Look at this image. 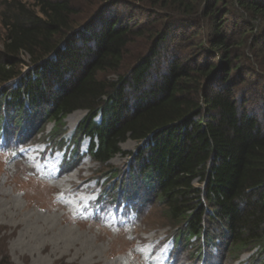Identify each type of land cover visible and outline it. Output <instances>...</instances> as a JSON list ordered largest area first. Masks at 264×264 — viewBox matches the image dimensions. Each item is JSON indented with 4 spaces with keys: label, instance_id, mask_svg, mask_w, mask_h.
<instances>
[{
    "label": "trees",
    "instance_id": "obj_1",
    "mask_svg": "<svg viewBox=\"0 0 264 264\" xmlns=\"http://www.w3.org/2000/svg\"><path fill=\"white\" fill-rule=\"evenodd\" d=\"M104 9L123 13L107 18ZM256 72L264 73V0H0V148L17 152L47 123L60 148L66 115L85 109L72 151L87 136L101 165L130 154L127 175L166 206L172 264L192 243L196 255L181 264H232L252 250L259 260L253 253L247 264H264V125L239 87L250 79L264 95ZM127 138L141 142L135 151L121 149ZM123 185L103 188L96 208L143 218L148 203ZM216 221L223 240L209 232ZM211 243L224 250L211 254Z\"/></svg>",
    "mask_w": 264,
    "mask_h": 264
},
{
    "label": "rangeland",
    "instance_id": "obj_2",
    "mask_svg": "<svg viewBox=\"0 0 264 264\" xmlns=\"http://www.w3.org/2000/svg\"><path fill=\"white\" fill-rule=\"evenodd\" d=\"M143 8L146 9L144 6ZM145 9L136 10L135 18H142ZM122 13L121 9L118 13L113 9H104L103 15L111 18ZM227 29L230 31L231 27L227 26ZM137 52L135 50L130 55L133 57ZM248 55L251 58L253 53ZM252 62L249 60L248 66L255 70L256 66ZM164 63L161 57V68ZM256 73L264 77V73ZM249 74L246 75L247 78L252 77ZM113 76L114 74L111 75ZM249 80L239 87L246 88L245 104L264 125V95L253 93L254 87H250ZM131 96L132 103L134 98ZM85 113L86 110L80 108L66 115L65 129L61 134L64 140L60 148L55 145L57 141L48 139L52 123H47L43 135L37 134V140L15 153L10 154L0 148L1 264H172L169 253L174 230L166 219L160 216L166 206L154 194H145L148 191L147 183L140 176L127 175L130 173L127 169L131 167L132 162L130 154L117 153L107 165H101L88 155L87 136L80 141L78 153L72 151L73 131ZM30 116L32 115L27 116V119ZM140 144L139 141L127 138L120 142V147L133 152ZM76 155L80 156L79 161L69 170H64L62 162L67 159L64 165H69ZM121 181L124 183L123 189L134 191L136 199L144 201L143 206L148 203L143 218H136L135 213L124 207L116 210L112 207L106 208L102 213L96 208L94 200L99 192L103 188L106 192H111L112 187ZM42 222L52 223L51 230L60 238L57 246L52 247L50 244L47 250L41 253L43 256L49 254L50 262L40 261L39 254L21 253L23 248L26 250L42 240L44 233H39L41 231L37 226ZM221 229L220 221L210 223L209 232L214 241L216 237L222 239ZM51 230L44 237L49 239L53 236ZM72 239L76 241L72 244L73 247L64 251L63 247L69 245ZM86 240L89 243L86 247H81V252L75 255L74 249L79 245L84 246ZM218 247L224 250V243H211L208 250L214 254ZM195 250V243L182 246L180 264L186 260L190 262L196 255ZM253 253V250L243 253L240 259L232 264H247ZM258 257L259 255L254 253L252 259L256 262ZM220 260L222 261V258Z\"/></svg>",
    "mask_w": 264,
    "mask_h": 264
},
{
    "label": "bare ground",
    "instance_id": "obj_3",
    "mask_svg": "<svg viewBox=\"0 0 264 264\" xmlns=\"http://www.w3.org/2000/svg\"><path fill=\"white\" fill-rule=\"evenodd\" d=\"M48 206H50V205H48ZM9 209V208H8ZM43 220V219H42ZM37 222V221H36ZM49 222V221H48ZM37 226L39 227V229H40V231L41 232H39V233H41V234H43L44 233V235L46 234V233H48L51 229H52V226H53V224L52 223H47V224H45V223H38L37 224ZM52 231V230H51ZM38 233V234H39ZM34 234H36V233H34ZM52 234H53V236H51L49 239L48 238H46V236L44 237V235L42 236V240L39 242V243H35L34 245H32L31 247H28V249H26V250H24V248L22 249V251H21V253H29V254H39L38 255V258H40L39 260L40 261H46L47 260V262H50V257H49V254H47V256H43V255H41V253L42 252H44V250H47V248L50 246V244H51V246L52 247H54V246H57V244L59 243V241H60V238L59 237H56L55 235H54V232L52 231ZM80 234V233H79ZM78 234V235H79ZM29 239H30V237H29ZM27 240V242H29L30 240ZM79 240V239H78ZM76 241H75V239H72V240H70V242H69V245H67L66 247H63V249H64V251H68L69 249H71V247H73L72 246V244H74ZM87 243H89V241H87L86 240V242H85V244H84V246H82V245H79L77 248H75L74 250H76V254L75 255H77L78 254V252H81V247H86V245H87ZM91 244V243H90ZM91 248V247H90ZM63 251V252H64ZM91 251V250H90ZM92 252V251H91ZM74 253V252H73ZM90 253V252H89ZM73 257V256H72ZM36 261H33V263H35ZM36 263H38V262H36ZM41 264H43L42 262H40Z\"/></svg>",
    "mask_w": 264,
    "mask_h": 264
}]
</instances>
